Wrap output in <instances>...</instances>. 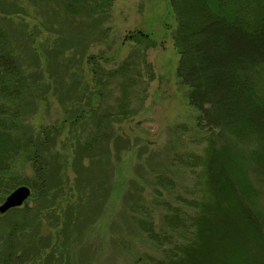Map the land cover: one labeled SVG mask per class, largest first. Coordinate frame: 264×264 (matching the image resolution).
Instances as JSON below:
<instances>
[{"label":"rangeland","instance_id":"obj_1","mask_svg":"<svg viewBox=\"0 0 264 264\" xmlns=\"http://www.w3.org/2000/svg\"><path fill=\"white\" fill-rule=\"evenodd\" d=\"M100 4L97 12L72 15L60 0H0V8L12 13V29L23 31L20 37L33 39L40 58L34 64L42 72L35 93L45 95L35 103L30 98L32 103L22 109L19 124L36 132L55 129L53 151L62 156L60 163L64 164L61 183L46 193V200H39V190L27 185L34 176L30 161L16 164L14 170L22 181L8 193L0 192V205L19 185L30 187L32 194L22 206L0 212V252L6 239L17 246L12 260L7 263L3 257L0 264H155L154 259H162V248L147 238L138 219L150 218L158 233L160 228L170 232L163 224L165 214L176 205L187 209L182 199L199 195L196 173L202 172V166L176 161L199 155L207 141L198 128L200 110L190 102L191 87L178 73L181 54L175 32L179 22L171 1ZM141 33L149 35L154 46L138 43L136 37ZM24 45L27 42L20 47ZM132 54L136 56L132 74L140 77V88H145L130 104L138 111L112 123L114 141L109 154L85 158L79 174L72 164L74 152L78 140L89 136L92 115L81 116L78 124L66 119L80 106L89 109L92 98L96 108L102 101L116 105L122 95L119 78L101 86L103 93L98 98L97 79L101 76L107 81L106 74L98 70L118 69ZM117 135L123 140L119 148ZM159 175L168 176L172 188L157 184ZM23 207L42 211L20 234L12 229V221L20 217Z\"/></svg>","mask_w":264,"mask_h":264},{"label":"trees","instance_id":"obj_2","mask_svg":"<svg viewBox=\"0 0 264 264\" xmlns=\"http://www.w3.org/2000/svg\"><path fill=\"white\" fill-rule=\"evenodd\" d=\"M60 1L66 13L76 15L97 12L102 8L100 1L108 5L112 0ZM170 1L179 22L175 32L181 54L178 73L191 87L190 102L200 110L198 128L207 145L199 155L189 154L188 160L176 158L184 165H201L202 172L196 173L199 195L182 199L187 209L176 205L165 214L163 224L170 232L160 228L158 233L150 218L140 217L139 227L162 248V259H154L155 264H264V0ZM11 15L0 8V192L6 194L22 181L14 168L19 160H27L34 168L27 185L39 190V200H46V193L60 185L64 164L53 151L55 129L36 132L19 124L22 109L32 103L30 98L35 103L45 94L35 93L42 72L34 68L40 58L33 39L20 37L23 31L12 29ZM139 36L138 43L154 46L149 35ZM24 42L27 45L20 47ZM134 55L111 72L98 70L107 79L96 80L98 98L101 86L119 78L122 95L116 105L102 101L96 108L92 98L89 109L80 106L66 119L73 124L81 116L92 115L87 121L92 123L89 136L78 140L74 152L72 164L79 174L85 158L109 154L114 141L112 123L138 111L130 104L145 88H140V77L132 74ZM115 139L119 148L122 137ZM156 180L172 188L168 176L159 175ZM33 209L23 207L12 229L21 234L25 224L42 211ZM177 231L183 233H178L180 239ZM3 244L0 261L5 257L8 263L17 246L10 239Z\"/></svg>","mask_w":264,"mask_h":264},{"label":"water","instance_id":"obj_3","mask_svg":"<svg viewBox=\"0 0 264 264\" xmlns=\"http://www.w3.org/2000/svg\"><path fill=\"white\" fill-rule=\"evenodd\" d=\"M31 194L32 189L30 187L20 185L5 198L4 202L0 205V212L4 214L12 208L22 206L30 198Z\"/></svg>","mask_w":264,"mask_h":264},{"label":"bare ground","instance_id":"obj_4","mask_svg":"<svg viewBox=\"0 0 264 264\" xmlns=\"http://www.w3.org/2000/svg\"><path fill=\"white\" fill-rule=\"evenodd\" d=\"M20 186V185H19Z\"/></svg>","mask_w":264,"mask_h":264}]
</instances>
